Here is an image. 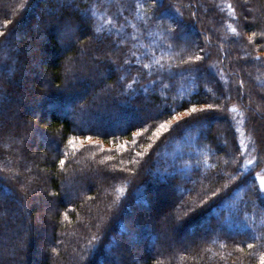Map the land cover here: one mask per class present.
I'll use <instances>...</instances> for the list:
<instances>
[{"label": "trees", "instance_id": "16d2710c", "mask_svg": "<svg viewBox=\"0 0 264 264\" xmlns=\"http://www.w3.org/2000/svg\"><path fill=\"white\" fill-rule=\"evenodd\" d=\"M0 33V237L31 231L25 250L0 247V264H260L264 0H0ZM33 53L49 80L24 75ZM16 104H39L38 126L7 121ZM43 184L46 229L31 217Z\"/></svg>", "mask_w": 264, "mask_h": 264}, {"label": "rangeland", "instance_id": "374dc122", "mask_svg": "<svg viewBox=\"0 0 264 264\" xmlns=\"http://www.w3.org/2000/svg\"><path fill=\"white\" fill-rule=\"evenodd\" d=\"M47 12H49L48 14H50V13H55V12H57V10L56 9H50V8H48V10L47 9H45ZM44 10V11H45ZM45 11V12H46ZM249 11H250V14H253V10L252 9H249ZM47 14V15H48ZM252 20H254V18H252ZM34 25L32 26V28H34V30H35V33H36V36L37 35H39V37H38V40H39V42L40 41H43L44 39L41 37V39H40V34L41 33H43V30L46 28V26L44 25V27H43V24L41 25V23L39 22V21H37V20H35L34 22ZM56 32H58L59 33V30L57 29L56 30ZM192 36V34L191 33H187V32H183L182 33V37L183 38H190ZM27 50V49H26ZM81 50V49H80ZM82 51V50H81ZM29 52V55H30V51H28ZM84 52H81V54H83ZM34 54V59L32 60V62H31V65H32V67L33 68H31V69H28V70H26V71H24V75H26L27 77H30V75L34 72V71H36L37 73H39V76H40V78H41V80L43 81H47V80H49L50 79V75L48 74V69H47V67H45L44 65H45V62L42 60V56L44 55V54H39V53H33ZM99 74L100 75H103L100 71H99ZM43 84V86L45 85L44 83H42ZM45 90H48V87H46V85H45ZM36 93H34V94H32V99H29L28 100V103H27V105H31L32 107H33V105H35L36 103H38L37 101H35L36 100ZM22 96H23V94H22ZM39 106V104H37V107ZM14 108H13V112L10 114V117H6L7 118V121H10V122H15V123H20V122H24V123H30L32 126H38V124H39V121H40V118H41V116L39 115L38 116V112H37V107H36V109L35 108H33V109H31L30 108V111L31 112H29L28 114H26V115H24L22 112H21V107L19 106V105H14L13 106ZM39 109V108H38ZM255 112L258 114V112L255 110ZM97 118H99V117H96V118H94V119H90L89 120V122H90V124H94V122H95V120L97 119ZM137 118H141V116L140 115H132V116H130L129 118H128V120H135V119H137ZM261 120V119H260ZM79 122V121H78ZM80 123H81V121H80ZM82 125L83 124H85V123H81ZM33 134L35 135L34 136V138L35 139H37V141L38 140H40L42 137L36 132V131H34L33 130ZM218 136V138H220V135L218 134L217 135ZM25 140V139H24ZM27 140H25V142H26ZM29 141V140H28ZM27 141V142H28ZM40 143V142H39ZM262 144V146H263V148H264V140H263V142L261 143ZM33 147H37L36 145H34ZM45 148H46V153L48 152L49 153V149H50V147H48L46 144H45ZM32 151H31V155L32 156H35V150L36 149H31ZM37 151H38V147H37ZM37 155V154H36ZM32 166H34V165H32ZM19 171L20 172H24L25 174H24V182L26 183V182H30L31 180H32V176H31V172H30V168L28 167V166H26V167H22V166H20V169H19ZM41 172H43V173H47V169H42L41 168ZM46 188H47V186L45 185V184H43V185H41L40 187H38V188H36L34 191H33V194L35 195V197H38V200H39V202L36 200V203H39L40 204V206L38 207V208H36V211H35V213H34V215L33 216H31V217H33L32 218V220H33V222H35L37 225H42L43 224V226H44V228L46 229V227H47V224L45 223L46 222V220L50 217L49 216V214L47 215L46 213H45V210H43V206H41V204H43L44 202H43V200H41V195H42V192H44L45 190H46ZM27 188H25V190H26ZM1 197V196H0ZM151 198H152V201L153 202H156V203H158V205H159V208H162L163 207V202H161V201H159L161 198H164L165 200L164 201H167L166 199L168 198V192H167V190H159L158 192H156V193H154L152 196H151ZM1 199V201L3 202V201H6L7 199L6 198H0ZM36 203H34L35 204V206H36ZM28 204L30 205V201H28ZM136 204H139L138 203V201H136ZM140 205V204H139ZM165 206V205H164ZM150 209L151 208H149V206H146V205H144V206H141L140 205V207H139V210L140 211H142V212H144V213H146V212H149L150 211ZM29 216V215H28ZM28 216H27V218H26V221H27V223L29 224L30 223V221H31V219H30V216H29V218H28ZM41 216H42V218H41ZM171 219H169V218H166L165 219V222H166V224H167V226H169V225H171V223L173 222V221H170ZM26 223V224H27ZM11 224H12V226L14 227V226H18V223L16 222V221H14V220H11ZM10 224V225H11ZM24 225H25V223H24ZM44 232V231H43ZM41 233L42 235H39L41 238H46V239H48V235L47 234H44V233ZM30 233H31V231H30ZM30 233H29V230H23V235H24V239H22V237L20 238V241H18V239L17 240H15L14 242H11V243H8L7 241H6V239H3L2 237H0V247L1 246H3V244H4V247H6V249L9 251V254L10 255H12L13 253H12V251H15V250H17V249H21L22 251L23 250H25V248H27L26 246H28V238H29V236H30ZM45 236V237H44ZM28 237V238H27ZM127 239L129 240V241H134L135 239H133L132 238V236L129 234V235H127ZM45 241V240H44ZM47 242V241H46ZM151 250V249H150ZM37 252H36V254L34 255V258L35 259H37V261H38V259H41L42 258V255L47 251V244H45L44 242H43V245L42 246H40V248H38L37 250H36ZM26 258V257H25ZM22 259V258H21ZM131 261L132 262H134L135 261V259L133 258V259H131ZM35 262H36V260H35ZM34 262L33 261H31V259H30V257H27L26 259H22L21 260V264H33ZM18 264V263H17ZM128 264H132L131 262H128Z\"/></svg>", "mask_w": 264, "mask_h": 264}, {"label": "snow or ice", "instance_id": "6c2138e0", "mask_svg": "<svg viewBox=\"0 0 264 264\" xmlns=\"http://www.w3.org/2000/svg\"><path fill=\"white\" fill-rule=\"evenodd\" d=\"M153 2H154V3H157L158 0H153ZM95 7H96V5H95V4H92V5L89 7V9L85 10V13H84L85 16H87L89 13H91L92 16H95V15H96L95 10H94ZM229 7H231L230 4H229ZM233 11H235V10L233 9ZM108 23H112V20L109 19V20H108ZM95 31H96V32H102V31H104V29H103L102 27H100V28H96ZM173 31H174V29H171V28L168 29V32H169V35H170V36L173 34ZM232 31L235 32L236 30H235V29H232ZM0 35H2V33H0ZM192 59H193V57H189V60H192ZM194 59H195V60H201V59H203V57L197 55V56L194 57ZM125 62L127 63L128 61H125ZM144 67H147V65H145ZM133 83H135V81H133ZM144 91H146V89H145ZM208 108H209V109L212 108V105H208ZM204 110H205V109H200V111H204ZM172 111H175V109H173ZM196 111H197V108L193 106V107H191V108H189V109L187 110L186 115H189V116H190L192 113H195ZM175 119L179 120V119H180V116L177 115V116L175 117ZM185 123H188V121H185ZM167 124H168L167 121H165V122L159 124V129H160V130H164ZM135 135L138 136V135H140V133L137 132V133H135ZM88 139H91V137H88ZM74 140H75V138H72V139L69 140V142H68L69 145H71L73 148L75 147V145H74ZM64 155L67 156L68 153L65 152ZM59 163H60L61 166H63L64 163H65V161H64L63 159H61V160L59 161ZM248 163L251 164L252 161H248ZM259 191H260L261 193H264V180H261V182H260ZM214 195H215V193H214ZM260 199H261V203L264 204V196L260 197ZM250 227H251V225H250ZM124 231H125V233L131 234L132 238L135 239V237H136L137 234H136V233H132V229L125 228ZM247 246H248L249 248H252V247H253V244H248ZM260 264H264V256L261 257Z\"/></svg>", "mask_w": 264, "mask_h": 264}]
</instances>
